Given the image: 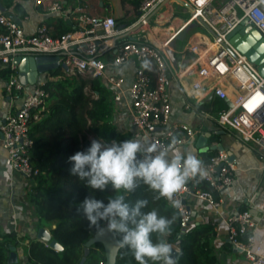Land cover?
Wrapping results in <instances>:
<instances>
[{"label":"built area","instance_id":"obj_1","mask_svg":"<svg viewBox=\"0 0 264 264\" xmlns=\"http://www.w3.org/2000/svg\"><path fill=\"white\" fill-rule=\"evenodd\" d=\"M30 1L41 15L64 18L73 25L72 30L57 34L54 27L41 20L33 31H26L22 22L29 18L28 15L9 8L0 0V66L9 67L11 71L6 80L0 78L11 102L0 121V145L6 151L7 166L31 185L38 172L31 164L30 123L44 110L49 97L45 81L56 78L48 73L43 81L33 86L23 85L17 77V65L12 62L17 55L57 56L58 63L68 67V71L60 68L64 74L105 80L113 101L127 103L134 129L132 137L145 138V148L155 146L157 150L171 152L175 149L184 153L183 146L190 145L196 135L194 127L170 122L169 89L173 80L187 96L193 95L197 101L207 96L209 102L223 100L225 108L214 114L210 106L204 115L219 128L234 131L264 159V75L228 38L229 32L244 19L264 38V0H184L194 15L189 23L205 25L213 39L203 33H194L195 41L189 42L181 52L191 53L192 61L182 67L170 45L176 34L163 45L134 38L118 42L132 30L141 32L168 0H142L136 19L123 27L118 26L114 16L92 14L80 3L69 11L62 0ZM129 62L134 63L133 75L131 82L126 84L124 76L116 71ZM190 77H197V80L187 89L184 80ZM196 90H202L204 95L195 96ZM192 106L189 102L185 104L186 109ZM155 127L157 131H153ZM229 158L227 151L215 150L203 162L204 174L199 175L211 190L192 188L186 183L173 194L172 200L166 199L180 214L181 234L196 223L190 209L192 198L203 200L215 209L221 204L223 192L236 177L235 160ZM220 224L212 223L216 235H219L217 227ZM222 226L227 241L242 254V259L235 264H264L262 245L255 234L258 219L250 210L228 214Z\"/></svg>","mask_w":264,"mask_h":264},{"label":"trees","instance_id":"obj_2","mask_svg":"<svg viewBox=\"0 0 264 264\" xmlns=\"http://www.w3.org/2000/svg\"><path fill=\"white\" fill-rule=\"evenodd\" d=\"M136 3V2H135ZM15 8L24 11L17 3ZM165 12V9L162 13ZM161 16V15H160ZM155 16L150 23L157 25ZM170 19V22L173 20ZM45 22L54 27L57 34L72 30L73 25L64 18L48 17ZM131 21L124 22L128 25ZM132 34L127 35L130 38ZM139 35V34H138ZM11 71L9 67L0 66V78L6 80ZM55 80H46L45 89L49 93L45 108L37 119H32L29 136L32 139L30 148L31 164L37 170L33 178L31 192L27 194L31 211L36 219L37 228L49 229L52 238L61 246L56 251L42 241L31 239L23 253V258L11 264H105V255L100 243H94L83 263L85 243L99 230L88 226L82 212L77 211L79 205L89 195L107 202L116 195H124L127 202L134 203L144 199L147 204L142 211L156 209L158 214L172 220L171 231L166 236L153 233V241L165 239L179 241L181 253L176 264H220L219 257L213 245L215 231L208 223H194L185 233L179 232V212L167 202L166 198L142 183L133 192H116L106 189L104 192L93 190L85 185V181L70 172L71 162L68 157L77 151L85 150L91 142L88 138L93 135L101 143H112L132 138V131L123 132L113 122L115 102L111 97L109 84L98 77L82 75H66L61 69L49 72ZM95 91L97 92L95 94ZM226 107L223 100L214 99L200 107L209 110ZM213 130V129H211ZM214 134L212 138H218ZM207 154L205 160L209 158ZM192 188L211 190L208 183L200 177L189 179ZM102 224L104 222H101ZM119 240V234H115ZM20 245L15 231L0 233V264H8L10 248ZM225 249L231 248L228 243ZM150 259L148 264H161ZM115 264H138L127 247H120Z\"/></svg>","mask_w":264,"mask_h":264},{"label":"crops","instance_id":"obj_3","mask_svg":"<svg viewBox=\"0 0 264 264\" xmlns=\"http://www.w3.org/2000/svg\"><path fill=\"white\" fill-rule=\"evenodd\" d=\"M141 1L142 0H62L66 9L69 11L77 3H80L85 10L92 14L112 15L116 19L119 27H123L124 25L122 24L124 22H133L136 19ZM18 3L24 7V11H19L27 14L29 17L26 21L22 22L26 31H33L39 21L48 18L41 15L30 0H22ZM4 4L9 8H15L17 3L5 1ZM164 9L165 12L162 13ZM155 16H160L157 18V25H153L149 21V26L145 28L143 34H146L148 39H152L160 45H163L173 35H177L184 27L190 25L191 23L189 22L194 15L191 7L188 6L184 0H168L160 10L157 11L153 18H155ZM170 19H172L173 22H170ZM170 27L174 29L172 30ZM196 32L201 33L199 31H193L185 36L184 43L180 48H175L173 45L171 46L175 51L174 56L181 67L192 61L193 55L191 53L185 51L184 54H182L181 52L189 42L195 41L196 36H194V33ZM139 33L140 31L137 32L132 30L131 33L128 34H132L130 38L126 36L121 37L118 39V42L131 39V37ZM174 38L171 43L174 42ZM133 66L134 63L129 62L122 66L127 71L126 73L119 71L121 67L116 71L117 74L124 76L126 84H129L132 80ZM40 77L39 81H43L44 79L40 80ZM196 80L197 77L185 78L184 84L186 88L188 89L191 82ZM4 85L3 80L0 79V121L11 105L9 97L5 95ZM27 86L30 87L31 85ZM204 87L206 88L207 85H204ZM169 91L171 98L170 122L186 123L196 130V135L192 143L183 146L184 153L191 151L202 161L203 167L205 156L215 151L212 150L211 147L220 142L229 154L234 155L235 160L236 177L232 185L223 192L221 198L222 202L217 209L210 207L207 202L203 200L194 198L190 200V209L194 214L195 222L208 223L210 225H212V223H221L217 227L219 235H216V233L214 235L213 245L219 257L220 264H235L242 259V254L230 243V250L224 248V244L228 243V241L225 237L226 230L222 226V221L230 213L248 209L253 213L254 217L258 219V226L255 234L264 252V159L261 158L255 149L243 143L234 131L225 130V133H223L222 131L224 129L219 128L204 115L206 110L201 108L200 105L209 103L208 96L204 98L203 101H197L193 95L187 96L183 88L175 80L172 81ZM188 102L192 103L193 106L186 109L185 104ZM113 122L117 128L123 132H127L128 130L134 131L130 124L127 103L121 102L115 104ZM206 133H209V136L206 139L205 145H201L198 141L202 142L201 137L206 135ZM215 133L218 134L219 137L214 139L212 137ZM228 134L234 136L239 143L232 139H228ZM131 139L135 138L132 137ZM138 140H140L142 148L147 146L145 138L142 137ZM30 187L31 183L29 181L7 166V154L0 145V233L8 231L16 232L17 239L20 243L19 247L16 248L19 259L23 258V253L28 246L29 240L36 239V219L32 214L31 206L27 198ZM168 243L171 244L170 241H168Z\"/></svg>","mask_w":264,"mask_h":264},{"label":"clouds","instance_id":"obj_4","mask_svg":"<svg viewBox=\"0 0 264 264\" xmlns=\"http://www.w3.org/2000/svg\"><path fill=\"white\" fill-rule=\"evenodd\" d=\"M193 94L203 95L200 90ZM68 159L70 172L85 181L88 188L100 192L110 188L131 193L142 183L168 200H172L173 194L180 191L190 178L204 174L202 161L191 151L182 153L172 149L170 152L157 150L155 146L142 148L138 139L112 143L92 139L85 150L75 152ZM146 204L144 199L130 204L124 195H116L106 203L89 195L77 211L82 212L89 227L106 228L119 234L120 245L132 251L138 264H148L149 259L172 264L167 240L158 238L153 241L151 238L153 233L158 237L169 234L172 220L158 214L156 209L142 211Z\"/></svg>","mask_w":264,"mask_h":264},{"label":"water","instance_id":"obj_5","mask_svg":"<svg viewBox=\"0 0 264 264\" xmlns=\"http://www.w3.org/2000/svg\"><path fill=\"white\" fill-rule=\"evenodd\" d=\"M204 27H206L204 25ZM189 25L184 27L176 36L175 39L184 40L185 35L188 31ZM207 28V27H206ZM230 42L243 53L250 62L257 65L258 71L261 75H264V38L261 37L259 30L252 26V24L247 23L244 19L240 24L234 27L228 34ZM141 40V39H140ZM171 46L173 43L170 44ZM173 56V53H170ZM12 62L17 65L18 74L17 77L19 81L27 85H35L39 81L41 75H46L50 71L56 69H64L68 71V67L61 63H58L57 56L52 55H17L13 57ZM95 93H97L95 91ZM158 128H153V131H157ZM225 133V130L222 131ZM209 133L203 135L202 142L198 141L201 145H205L206 139ZM212 150L226 151L222 143H217L213 145ZM230 160L234 159V155L230 154ZM218 169V168H217ZM36 240L42 241L47 244L50 248L56 251L62 250V246L52 238V235L48 228L39 227L36 231ZM94 243H100L104 250L105 264H115L118 249L121 247L119 240L116 235L112 232L106 230V228L99 229L93 237H91L84 245V255L82 257L81 263L84 262L86 256L89 253L90 247ZM169 246L171 248V261L172 264H176V261L181 257L179 249L176 248L179 245V241L170 240ZM19 261L18 253L15 247L10 248V252L7 258V263H17ZM161 264H164L162 261Z\"/></svg>","mask_w":264,"mask_h":264},{"label":"rangeland","instance_id":"obj_6","mask_svg":"<svg viewBox=\"0 0 264 264\" xmlns=\"http://www.w3.org/2000/svg\"><path fill=\"white\" fill-rule=\"evenodd\" d=\"M4 1V3H5V1L7 2H9V1H11V0H3ZM12 2V1H11ZM195 23V24H194ZM172 30L174 29L173 27H170ZM193 31H199V32H201V33H203V34H205L206 36H208L210 39H213V35L204 27V26H201V25H198V24H196V22H191V24L189 25V28H188V31H187V33H186V35L185 36H187V35H189L191 32H193ZM183 43H184V40H178V39H175L174 38V42H173V46L175 47V48H180L182 45H183ZM119 71H121L122 73H126L127 71L125 70V68L124 67H121L120 69H119ZM50 75V74H49ZM43 76H44V78H43ZM47 76H45V75H42L41 77H40V80L41 79H45ZM223 107H215L214 108V114H216L219 110H221ZM225 108V107H224ZM228 137V139H232L233 141H237V139L234 137V136H232V135H230V134H228L227 135ZM88 138L89 139H95L94 138V136L93 135H89L88 136ZM238 142V141H237ZM239 143V142H238ZM36 225H37V223H36ZM103 252H104V250H103Z\"/></svg>","mask_w":264,"mask_h":264},{"label":"bare ground","instance_id":"obj_7","mask_svg":"<svg viewBox=\"0 0 264 264\" xmlns=\"http://www.w3.org/2000/svg\"><path fill=\"white\" fill-rule=\"evenodd\" d=\"M148 26H149V22L146 24V26L143 28V30L139 33V35H134V37H131V38L141 39V40H145V41H149V42H154L155 44L160 45L159 43L155 42L154 40L148 39V36L146 34H143L145 32V28ZM141 34H143V35H141Z\"/></svg>","mask_w":264,"mask_h":264}]
</instances>
